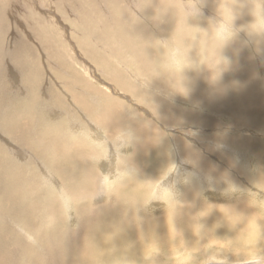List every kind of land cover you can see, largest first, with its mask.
Segmentation results:
<instances>
[{
    "label": "bare ground",
    "instance_id": "1",
    "mask_svg": "<svg viewBox=\"0 0 264 264\" xmlns=\"http://www.w3.org/2000/svg\"><path fill=\"white\" fill-rule=\"evenodd\" d=\"M76 1L78 0H28L23 4L21 0H0V264H112V261L117 258H125L130 261V264H150L159 255H166V252L155 253L156 256L152 255L155 250L159 249L156 245H161L160 243H165L164 241L171 243L173 253L184 248V245L189 248L197 247L198 244L195 241L197 235L194 233L193 227L197 233L205 231L206 235L220 236L224 224L227 226L226 231L232 234L233 241L243 238L248 240V237L254 243L261 239L264 240V225L260 227L253 218L251 223L247 222L246 220L250 218L241 217L240 213L237 216L229 217L230 206L225 207L222 203L218 207H214L213 204V207L207 205L208 207L202 208L200 201L196 204L191 203L190 198L194 197L195 193L190 194L193 192L192 182H189L188 185L185 184L187 186L182 188L181 195L176 190L167 194L165 190H170L169 186H176L170 182L173 178L170 179L169 175L176 174L178 176V171L182 168L187 169L186 166L190 169L193 167L198 178L205 174L213 177V181L219 186L221 184L233 186L227 169L222 170L214 162L213 164L206 160L207 158H203L196 146L191 148V145L188 144L187 147V144L180 143L176 137L171 138L169 146H167L165 135L162 132L158 133L157 130V146H155L154 153L145 160L147 166L137 168L134 163L127 161L133 160V156H135L138 166L141 165L139 161L143 160L144 156L141 147L145 146L146 141L142 142L138 137L139 139L133 146L140 150L135 153L129 151L123 136V131L132 133V130L138 126L141 131L139 134L144 136L143 133H146L151 140L154 126L158 127L155 122L169 126L180 123L185 126L191 125V127L194 124L217 129L219 125L211 123V119L214 121L215 116L220 113L224 115L226 112L229 115H237L241 112L243 115L242 127L246 131L249 129L251 131V128L264 130V98L255 102V98L251 95V92H254L253 89H249L244 82V79L253 74V71L248 72L246 69L247 62L249 65L253 64L256 71L264 69V42L244 46L242 43L244 40L240 41L241 39H239L242 44L234 42L227 47L224 52L233 60L232 70L229 71L233 76L228 74L230 77L228 78L225 73L216 88H213L214 84L212 87H202V80L210 75L206 68L196 72L195 78H189L190 85L193 87L188 97L190 105L201 107V112L209 114H202L201 119H196L197 112H194V109L185 111L180 105H174L178 103L170 104L168 102L170 105L167 102L162 103L159 93L164 88L155 87L156 90H153L150 87L152 83L150 74H155L163 68V62H156L155 54L157 53L159 55L157 56L159 58L161 56L163 59L166 53L160 55L156 32L161 34V30H163L168 35H175V38L170 40L168 47L173 46L174 39L178 43L185 39H192L196 46L201 47L200 41L197 43L194 40L198 30L188 28L178 12V7L187 3L188 0H180V4L175 0H102L106 3V8L110 10L108 18L105 17L95 0H80V3ZM229 2L239 8V0H229ZM199 3L202 7L207 6L217 13L221 0H199ZM45 5L49 7V16L48 13L44 14L47 17L46 19L43 17L46 22L44 23L40 19V26H37L39 45L37 46L35 43H30L34 30L28 23L34 21L38 25L40 7ZM221 7L223 8L224 5L222 4ZM203 9L201 8L202 15L199 18L189 20L191 26L208 28V19L212 17V12L209 10L211 15H207ZM77 11L80 13L77 14ZM224 11L226 18L230 19L226 8ZM238 11L240 14L235 21L237 27L253 23L254 17L250 15L248 9H239ZM57 14L58 16L64 14V18L72 26L80 24V20L93 22V25L86 26L87 31L90 32L88 35L96 40L104 41L103 44L107 47L106 51L111 55L106 59L111 60L116 68L121 69L117 71L113 66L108 67L115 72L114 74L111 72L113 79L125 92L142 100L137 102L136 107H142L143 111L149 112L152 116L151 121L146 119L147 123L143 121L138 125L134 114L139 115L140 112L126 108L120 103L109 101L108 97L83 80L76 72L77 69L73 70L71 67L73 64L70 62L72 59H67L64 53H59L61 42L58 37L61 32L55 35L56 30H52L57 28V22L53 19ZM19 15L24 16L22 21L19 19ZM142 15H145L147 17L145 20H150L153 25V34L148 33L149 26H145L143 19L138 17ZM137 17L139 19L133 21ZM213 17L218 18L217 14ZM9 18L15 20V26ZM75 19L79 22L73 24ZM131 27H134V33H131L133 31ZM29 29L31 30L30 34L28 33ZM123 29L128 30V36L123 37L121 41L120 35L117 36V34L121 33ZM51 33L54 40L49 37ZM112 39L117 40V43L120 42L119 45H116ZM197 39L199 40V38ZM55 43H58L59 46L56 47ZM183 44L188 48L191 57L197 54L195 48L190 46L191 44ZM86 46L83 49L87 52V56L96 59L97 56L91 51H87L89 49L86 50ZM137 47H141V50ZM123 49L126 53H123ZM251 50L261 57L252 55ZM115 56L121 58L116 61L118 64L113 60ZM127 56L131 58V61L125 59ZM161 59L160 61H162ZM206 59H208L206 63L208 68L214 70L212 79L217 80L220 75V71H216L220 70L219 60H214L210 54ZM261 59L263 60L262 64ZM128 63L129 65L131 63V67L135 64V68L132 70ZM103 64L105 65V62ZM107 64L111 63L107 62ZM46 71H51L49 73L53 78L47 77ZM260 72L254 73L256 76L254 77L264 82V75L262 76ZM203 73H206L205 77ZM166 74L168 75L167 84H169L172 78L167 72ZM142 78L149 80L144 84L147 88H144L142 84L143 88L140 86L137 90L133 84L142 82ZM58 80L62 85L57 83ZM233 81L241 82L240 90L231 87ZM255 84L253 82L251 87H255ZM257 87L260 88L258 85ZM226 88L227 90H225ZM228 88L234 90L233 93H229ZM238 91H243L241 92L243 94L241 95ZM233 94L234 97H231ZM65 96L70 97L72 103L78 108L76 111L87 119L89 127L86 126L87 123L84 124L86 120L83 122L80 120L82 117L78 116L79 113L77 114L73 109L65 106ZM18 103L25 107L26 117L23 120L20 119V114L18 116L15 113ZM23 110L21 109L22 112ZM198 110L200 109L198 108ZM17 113L19 112L17 111ZM89 128L93 130L90 132ZM83 129L85 130L82 132ZM82 133H85L83 135L86 136V143L83 142ZM132 135L135 143V134L132 133ZM91 139L93 144L90 142ZM194 139L196 141L197 138ZM120 141H124V143ZM172 141L173 144H176L172 147V152L175 155L172 167L176 169L174 168V172L170 170L172 173L166 179L165 175L161 176L151 166L158 165V161L167 156L165 152L171 150ZM230 141L235 146L227 148L202 146L200 149L208 150L209 157H214L217 163L223 166L225 164L229 168L228 170L237 175L240 171L242 173V170L239 169V171L238 168H235L233 159L241 161L240 163L245 164L246 168L248 167L246 164L249 163L257 165V167L253 165L257 169L255 173L252 172L253 174L249 172L251 168L246 170L249 174L251 173L248 175L250 178L248 180L264 190V148L259 147L258 143L252 139L243 141L240 138H235ZM70 143L73 144L69 145ZM196 143L199 145V140ZM231 150L234 154L229 153ZM248 153L250 154L248 155ZM122 155L124 157L128 155V158H118ZM68 160L69 163H67ZM163 161L167 164V159ZM171 162L170 160L169 164ZM70 163L71 165H69ZM126 163L135 170V175L127 174ZM160 163L162 164V161ZM142 173L148 174L143 175L142 179ZM185 176L188 177L186 174ZM163 178L166 181L161 182ZM108 181L110 187L106 184ZM113 181L118 183L112 186ZM203 181L205 182V180ZM68 182L70 186L66 184ZM149 182L154 185L149 186ZM162 187L167 189H162ZM149 188L153 190L150 191ZM101 190H104V195L97 200L96 196L100 194ZM91 191L93 193H90ZM169 196L176 198V201H169L170 204L167 205L166 197ZM65 197H70L72 200L73 212L70 217L65 213L63 207ZM144 199L152 200L149 211L150 214L153 213V217L145 210L146 206L142 205ZM210 200L211 198L209 202ZM82 202H90L91 205L84 204L80 207ZM201 210L204 214L199 212ZM235 210L241 211L239 208H235ZM197 214L199 218L204 216V222L197 223ZM201 214L203 215L201 216ZM155 216L159 218H155ZM50 220L53 226L48 228L46 225ZM145 221L149 225L153 223V230L148 225L145 227L148 229L146 233L142 229L137 231L133 229L144 225ZM244 225L246 228L241 227ZM234 226L243 228V231L237 232L239 228L236 229ZM201 228L203 229L200 230ZM252 229H256L259 234L251 235L249 230ZM236 232L240 234L236 235ZM146 250H149L147 251L149 257L155 256L151 258V261L146 259Z\"/></svg>",
    "mask_w": 264,
    "mask_h": 264
},
{
    "label": "rangeland",
    "instance_id": "2",
    "mask_svg": "<svg viewBox=\"0 0 264 264\" xmlns=\"http://www.w3.org/2000/svg\"><path fill=\"white\" fill-rule=\"evenodd\" d=\"M24 1V2H23ZM28 0H21V2L24 4L25 2H27ZM96 1V3H98L99 4V6H100V8H101V10L104 12V14H105V17L106 18H108V14H110V10H108L107 8H106V3L104 2V1H102V0H95ZM160 1V0H159ZM77 3H80V0H78V1H76ZM175 2L176 3H178V4H180L181 2H180V0H175ZM43 8V9H42ZM204 8V9H203ZM207 8V9H206ZM40 9L41 10H39L40 12H39V16H38V20H37V22H38V25H36L35 24V22L34 21H30V23H28L29 24V26L30 27H32V29L34 30V32H33V36H31V40H30V43L31 44H36L37 46H39L38 45V38H37V36H38V29H37V26H40V19H42L43 20V22L45 23L46 22V16H44V14H47L48 12H49V7H48V5H45L44 7H40ZM202 9H203V11H204V13L205 14H209V15H211L212 14V17L211 18H216V17H213V16H215L217 13L214 11V10H212V9H210V8H208L207 6H204V7H202ZM44 10V11H43ZM47 12H46V11ZM63 10V9H62ZM209 10H210V12H212L211 14H210V12H209ZM107 12V13H106ZM78 13H80V11H77V14ZM43 15V16H42ZM48 16H49V13H48ZM56 17H54L53 19L55 20V22H57V26L55 25V23H53L57 28L56 29H52V30H56V32L57 33H55V35H58L60 32V35H59V37H58V40L61 42V46H60V48L62 49V51H61V49H59L60 50V52L59 53H64V55H65V57L67 58V59H72L74 62L72 63V60H70V62H71V64H73V66H71L72 68H73V70H75L76 71V69H77V73H78V75L83 79V80H85L86 82H89V84L92 86V87H94V88H96V89H98L103 95H105L106 97H108V99H109V101H112V102H116V103H120L121 105H125V107L126 108H129V109H131L132 108V110L134 109V110H137L138 112H140L141 114H134V117H135V120H137V123H138V125L140 124V122H143V121H145L146 123H147V121H146V119H151L152 118V116H151V114L148 112V113H146L145 111H143V109H142V107H136V104H137V102L139 103L140 101H142L141 99L140 100H138V99H136L134 96H132L131 94H129V93H127V92H125L123 89H121V86L118 84V82H116L114 79H113V74L115 73V72H113L111 69H109L108 67L109 66H113V68H115V70H121L119 67V69L118 68H116L115 67V64L111 61V60H108V59H106L107 57H111V55L109 54V52L108 51H106L107 50V47L103 44L104 43V41L102 40V41H100V40H96V39H94L93 37H90L88 34L90 33V32H88L87 31V29H86V26L88 25V24H90V25H93V22L92 21H87V20H80V24H77V25H71L65 18H64V14H60L59 16H58V14L57 15H55ZM20 17V18H19ZM19 19L22 21L23 20V17L24 16H20L19 15ZM45 19H44V18ZM139 18H141V19H143V24L145 25V26H149V32L148 33H151V34H153L154 32H153V25H151V22H150V20H145V19H147V17L145 16V15H142V16H138ZM135 18L133 21H136L137 19H139V18ZM176 18V17H175ZM178 18V17H177ZM9 19H11V18H9ZM58 19H59V21H58ZM13 20L14 19H11L10 21L12 22V24L15 26V20H14V22H13ZM209 20V19H208ZM33 22V23H32ZM48 22H50V21H48ZM60 22V23H59ZM62 22V23H61ZM76 22H79V20H74L73 21V24H75ZM252 22H254V21H252ZM32 23V24H31ZM146 23V24H145ZM50 24H52L51 22H50ZM36 25V26H35ZM67 26V27H66ZM70 27V28H69ZM167 27V26H166ZM132 28V27H131ZM134 28V27H133ZM132 28V32L131 31H129V32H131V33H134V29ZM155 28V27H154ZM37 29V30H36ZM67 30V31H66ZM75 30H78V31H76L75 32ZM51 31V30H50ZM85 31V32H84ZM117 31H118V29H117ZM30 32H31V30L29 29L28 30V33L30 34ZM67 32V33H66ZM77 32H79V33H77ZM124 34H123V33ZM125 32H126V35H125ZM63 33V34H62ZM80 33H82V34H80ZM244 32H242V33H240V36H239V39H241L240 41H242V40H246V37H247V34L246 33H244ZM68 34V35H67ZM245 35V36H243V35ZM120 35V38H121V41L123 40V37H127L128 36V30H126V29H123L122 31H121V33H118L117 34V36H119ZM167 35V36H166ZM61 36V37H60ZM244 38H243V37ZM25 37V36H24ZM52 40H54V37H53V35H52V33L50 34V36H49ZM156 37L158 38V46H160L159 48H158V50H159V52H160V55H162L164 52H166L167 51V48H168V44H169V42H170V40L171 39H173V38H175V35H168L167 34V32L166 31H163V30H161V34H159V33H157L156 32ZM240 37H242V38H240ZM10 38H11V36H10V34H9V36H8V39H9V42H10ZM64 38V39H63ZM92 38V39H91ZM119 38V37H118ZM67 39V40H66ZM72 39H74V40H72ZM76 39V40H75ZM78 39H79V41H78ZM239 39L236 41V43L237 44H242L240 41H239ZM62 40H63V42H62ZM94 42H93V41ZM113 40V39H112ZM197 43L199 42V40L198 39H194ZM76 41V42H75ZM114 41V43L117 45H119V43H117V40H113ZM8 42V43H9ZM136 42H138V41H136ZM183 43H189V44H191L190 46H192V48H195V50L197 51V54L194 56V55H192V58L194 59V60H196L197 62H199V63H202V64H206L207 63V60L208 59H206V57L208 56L209 57V55H205V54H202L201 53V47H199L198 45L196 46V43L192 40V39H185V40H183L182 41ZM194 42V43H193ZM75 43H76V46H75ZM84 43V44H83ZM96 43H98L99 45H97ZM110 43H112L111 41H110ZM110 43H108V44H110ZM138 43H141V42H138ZM10 44V43H9ZM107 44V45H108ZM193 44V45H192ZM199 44H200V42H199ZM65 45V46H64ZM71 45H73V46H71ZM87 45V46H86ZM55 46L56 47H58L59 45H58V43H55ZM84 46H86V50L87 49H89V50H87V51H91L92 53H94L97 57H96V59H93V58H90V57H88L87 56V52H85L84 51V49H83V47ZM109 47H111L110 45H108ZM235 46V45H234ZM234 46H233V48H234ZM69 49H68V48ZM81 49H80V48ZM89 47V48H88ZM198 47V48H197ZM138 48V47H137ZM139 50H141V47H139L138 48ZM69 50V51H68ZM78 50V51H77ZM65 51V52H64ZM104 51V52H103ZM250 50L248 49V52H249ZM252 51V50H251ZM77 52V53H76ZM79 52V53H78ZM82 52V53H81ZM253 52H254V54H253ZM75 53V54H74ZM106 53V54H105ZM123 53H126L125 52V49H123ZM79 54V55H78ZM166 54V53H165ZM164 54V55H165ZM224 54L225 55H227V56H229L227 53H225L224 52ZM249 54H250V52H249ZM73 55V56H72ZM76 55V56H75ZM79 57H78V56ZM104 55V56H103ZM158 54L156 53L155 54V60H156V62L158 63H161V62H163V59H164V56H163V59H161V56H160V58L157 56ZM204 55V56H203ZM252 55H254V56H260L258 53H255V51H252ZM106 56V57H105ZM121 56V55H120ZM102 57V58H101ZM234 57V56H233ZM261 57V56H260ZM77 58V59H76ZM196 58V59H195ZM202 60H201V59ZM62 59V58H61ZM78 59H80V60H78ZM82 59H84L85 61H83ZM87 59V60H86ZM103 59V60H102ZM118 59H121L120 57H114V61L116 62ZM125 59L127 60V61H131V58H129L128 56H127V58L125 57ZM160 59L162 60V61H160ZM80 61V62H79ZM84 63H83V62ZM92 62V63H91ZM103 62H105V65L103 64ZM107 62H110L111 64L110 65H108L107 64ZM260 62H261V64H262V62H263V60L261 59L260 60ZM76 63V64H75ZM80 63V64H79ZM95 65H94V64ZM117 63V62H116ZM127 63V62H126ZM83 64V65H82ZM97 64H98V66H97ZM118 64V63H117ZM91 65V66H90ZM128 65H129V63H128ZM82 66H84V67H82ZM130 67H131V63H130V65H129ZM135 64L131 67V69L133 70L134 68H135ZM247 67H246V69L248 70V72L249 71H253V74H252V76H249L250 77V80H249V77L247 78V79H244V82L246 83V85L248 86V88L249 89H253V91L254 92H251L252 94L251 95H253V97L255 98L254 100H255V102H259V101H261L263 98H264V82H262L261 80H258L257 78H255L256 76H255V74L254 73H256V72H260L261 74H262V76L264 75V73H263V71H264V69H259V70H255L254 69V66H253V64L252 65H249V63L247 62V65H246ZM99 67V68H98ZM75 68V69H74ZM97 68V69H96ZM82 69V70H81ZM89 69V70H88ZM80 70V71H79ZM83 71V72H82ZM85 71V72H84ZM212 71H214V70H212ZM216 71H220V70H216ZM215 71V73H217ZM49 72H51V71H49ZM49 72H45V74L47 75V77H49V78H53V76L49 73ZM106 72V73H105ZM113 74H112V73ZM166 70L164 69V68H162L159 72H157V73H155V74H150L151 75V77H150V81L152 82L151 83V89H153V90H156V88H158V87H162V88H164L163 89V91H165V92H161L160 91V98L162 99L161 101H162V103H166L167 102V104H168V102L171 104L172 102V104H174V103H178V104H174L175 106H178V105H180L181 107H183L182 109H184L185 111H190V109L192 110V109H194L193 111L194 112H197V115L195 116V118L196 119H201L202 117H203V115L202 114H205V115H209V114H207V113H203V112H201V110H202V108L201 107H198V106H192V105H190V99L189 98H184V97H181V96H174V97H172V96H170L169 95V88H168V85L169 84H167V78H168V75L166 74ZM87 73V74H86ZM93 73V74H92ZM100 73V74H99ZM102 73V74H101ZM121 73V72H120ZM84 74V75H83ZM90 74V75H89ZM107 74H108V76H107ZM205 74L206 73H203V75H204V77H205ZM226 77H228V78H230L229 76H233V74L231 73V72H226ZM228 74H229V76H228ZM186 75L188 76V78H195L196 77V71H188L187 73H186ZM190 75V76H189ZM92 76V77H91ZM99 76V77H98ZM255 76V77H254ZM110 77V78H109ZM244 77V76H243ZM89 78V79H88ZM95 78H96V80H95ZM209 75L207 76V78L205 77L203 80H202V82H203V86L202 87H204V88H207V87H212V83H210L209 82ZM99 80H100V82H99ZM101 80H102V83H101ZM190 80V79H189ZM92 81H95V82H93L92 83ZM97 81V82H96ZM105 81V82H104ZM142 82H134V84H133V86L136 88L137 87V90H139V87L142 85V86H144V88H147L144 84H146L148 81L147 80H145V78H142V80H141ZM166 81V82H165ZM191 81V80H190ZM213 81H215V78H214V80ZM112 82V83H111ZM253 82H255L256 84H255V87H251V85H252V83ZM59 85H62V83L60 82V80H58V82H57ZM109 83V84H108ZM111 83V84H110ZM249 83V84H248ZM251 83V84H250ZM104 84H105V86H104ZM108 86H107V85ZM136 84V85H135ZM140 84V85H139ZM99 85V87H97ZM138 85V86H137ZM216 85V84H215ZM215 85H213V88H216L218 85H219V83L215 86ZM257 85L260 87V88H262V89H260V88H258L257 87ZM84 86V85H83ZM107 86V87H106ZM141 86V88H143ZM156 87V88H155ZM190 87L191 88H193L192 87V85H190ZM197 87H199V86H197ZM111 88V89H110ZM117 88V89H116ZM109 89V90H108ZM198 89V88H197ZM239 89V88H238ZM249 89H248V91H249ZM114 91V92H111V91ZM228 92L229 93H233V91L234 90H231L230 88H228ZM240 90V89H239ZM119 91V92H118ZM192 92V91H191ZM240 92V94L242 95L243 93H241V92H243V91H238V93ZM250 93V92H249ZM120 94V95H119ZM122 94V95H121ZM123 94L125 95V97H127V98H123ZM67 97H68V95H66ZM65 96V99H66V102H65V106H67V107H69L70 109H73L77 114H78V116L81 118L80 120H82V122L84 121V120H86V121H84V124H86V126H88L89 127V123H88V121H87V119L84 117L83 118V116L81 115V113L80 112H78V111H76V109L78 110V108H76L75 107V105L72 103V101H71V99H70V97L69 98H67ZM121 96V97H120ZM114 97V98H113ZM139 97H141V96H139ZM176 97V98H175ZM214 97L215 98H217V96H215L214 95ZM231 97H234V94H233V96L231 95ZM118 98V99H117ZM170 100H169V99ZM135 99V100H134ZM168 99V100H167ZM127 100V101H126ZM164 100H166V101H164ZM177 100V101H176ZM185 100V101H184ZM187 100V101H186ZM132 103H131V102ZM179 101V102H178ZM136 102V103H135ZM181 102H183V103H181ZM170 104H168V105H170ZM129 105V106H128ZM128 106V107H127ZM191 106V107H190ZM18 107V108H17ZM193 107V108H192ZM16 110L19 112V113H17V111H15V113H16V115H18L19 116V114L23 117H21V116H19L20 117V119L21 120H23L26 116H25V114H24V111H25V107H24V105H21V103H18L17 105H16ZM137 108V109H136ZM188 108V109H187ZM196 108V109H195ZM198 108L200 109V110H198ZM21 109H24L23 110V112L21 111ZM211 117V116H210ZM243 115H242V113L240 112L239 114H235V115H229V114H227V112L224 114V115H222L221 113L220 114H218L217 116H215L214 118L215 119H213L214 121H212V119H211V123H214L215 125H219L218 127H217V129L215 128V129H213V128H211V127H208V128H205V127H201V126H197V125H194L193 124V126L191 127V125H187V126H185V125H183V124H180V123H177V124H175V125H173V126H169V125H166V124H163V123H161V122H155V124L158 126V127H155L154 126V129L152 130V139L150 140L149 139V137H148V135L146 134V133H143V135L144 136H141L139 133L141 132V131H139V129L140 128H138V126H136L135 127V129L134 130H132V133L133 134H135V143H134V138L132 139V141H131V136H125L124 134H123V136H124V139L126 140V146H127V148L129 149V151L131 150V152H135V153H138V151L140 150V148L139 149H135V145L134 144H136V141H137V139H139L138 137H140V139L139 140H142V142H144V141H146V143L144 144L145 146H143V147H141V149H143L142 150V154L144 155L143 156V160H141V161H139V162H141V165H139L138 166V162L137 161H135V159H136V157L135 156H133L134 157V159L133 160H128L127 162H129V163H134L135 165H136V167L137 168H139V167H145V166H147V161H145L147 158H149V157H151V155L154 153V151H155V146H157V135L158 134H156V132H157V130H158V133H160V132H162L164 135H165V143H167V146H169L168 145V143L170 142V140H171V138H174V137H176L177 138V140L178 141H180V143H185V144H187L186 146L188 147V144H189V146L192 148V147H194L195 148V146H196V149H198L197 151L202 155V157L203 158H207L206 160H208V161H210L211 163H215V165L217 166V167H219L220 169H222V170H225V169H227V171H228V173L230 174V176H229V178L231 179V181H233V186L232 187H230L228 184H221L220 186L218 185V183H215L214 181L213 182H211V183H209V181H208V179H205L206 177H208V176H206L205 174H204V176H202V177H200V178H198V176H196L197 174L195 173V170H194V168L192 167V169H190V167L188 168V166H186L187 167V169H184V168H182V169H180L179 171H178V176H180V174H181V176L180 177H178L176 174H172V175H169V174H171L172 172H174L175 170H174V168L175 167H172L173 166V162H174V158H175V155L173 154V152H172V147L173 146H176V144H173V141L171 142V144H173L172 146H171V150H169L168 152H165V154L167 155V156H164V158H163V160L164 159H167V164L163 161V160H161L162 161V164L160 163L161 161H158L159 162V164L158 165H155V166H151L154 170H156V171H158V173L161 175V176H164L165 175V178L169 175V177H170V179L171 178H173L170 182H172L173 184H176V186H169L170 187V190L168 189V190H165L166 192H167V194L169 193V194H171V192L170 191H173V190H176L177 192H178V194L179 195H181L182 194V192L183 191H181L182 190V188H186V186L189 184V182H192L193 183V187L191 188L192 190H193V192H190V194H193L194 192L196 193V195H195V193H194V197H191L190 198V202L191 203H197L198 201H200V206L202 207V208H206V207H208V206H212L213 207V204H214V207H218V206H221V204L223 203L224 204V206L225 207H231V211L228 213V215H229V217H231L232 215L233 216H237V214H239L241 217H249L250 219L249 220H246L247 222H249L250 221V223H251V219L253 218V220L255 221V223L257 224V225H259L260 227L262 226V225H264V190H261L259 187H257V186H255V185H253V183L252 182H249V180H250V178L248 177V175H251V173L253 172V173H255L256 171H257V169H256V167H257V165H254L253 163H249V164H246V166H248L247 168L245 167V164H242V163H240L241 161H236L235 159H233V161H235V162H233L234 164H235V168H238V170L240 169V170H242V173H241V171H240V173H239V175H237V174H235V173H233V172H231L230 170H228L229 168L227 167V166H225V164H224V166L223 165H221V164H219V163H217V161L214 159V157H209L208 155H207V151L208 150H206L205 148L204 149H200V147H202V146H207V147H221V148H223V147H225V148H227V147H233V146H235V144L232 142V141H230V140H235V138H240V140H243V141H245V140H247V139H252V140H254L256 143H258V146L259 147H262V148H264V130L263 129H261V128H251V131H250V129L249 128H247V129H249V131H246L245 129H244V127H242V124H243ZM205 118H207V117H205ZM151 121V120H150ZM152 122H154V121H152ZM202 125V124H201ZM237 125V126H236ZM258 125H261V124H258ZM185 126V127H184ZM187 127V128H186ZM159 128V129H158ZM237 128V129H236ZM90 129V132L93 130L92 128H89ZM210 129V130H209ZM85 129H83V130H81L82 132L84 131ZM255 130V131H254ZM207 131V132H206ZM257 131V133H255ZM135 132H137V133H135ZM80 134V133H79ZM85 135V133H82V135ZM87 134V133H86ZM139 134V135H138ZM217 134V135H216ZM222 136H221V135ZM244 134V135H243ZM83 135V142H87L86 140H85V138H86V136H84ZM120 136V135H119ZM240 136V137H239ZM142 137H144V138H142ZM197 138L196 139V141H195V139L194 138ZM214 137V138H213ZM218 138H220V139H218ZM204 139V140H203ZM197 140H199V145H198V143H196L197 142ZM131 141V142H130ZM220 141V142H219ZM90 142L92 143L93 141H92V139L90 140ZM78 143V142H77ZM127 143H129V144H127ZM201 143V144H200ZM206 143V144H205ZM73 143H70L69 145H72ZM93 144V143H92ZM184 144V145H185ZM76 145V144H75ZM124 145V147H125V144H123ZM134 145V146H133ZM178 145H179V143H178ZM153 146V147H152ZM86 147H88V146H86ZM206 147V148H207ZM51 149V148H50ZM122 150V149H121ZM72 151H74V150H72ZM129 151H127V153H129ZM149 151H151L150 153H149ZM243 151V150H242ZM121 152H123V150L121 151ZM126 153V154H127ZM149 153V154H148ZM229 153H232V154H234V152L231 150V151H229ZM250 153H248V155H249ZM46 155H47V153H46ZM212 155H214V154H212ZM137 156H139V155H137ZM121 157H123V158H128V155L126 156V157H124L123 155L122 156H118V158H121ZM126 158V159H127ZM212 159V160H210V159ZM44 161L46 160L45 158L43 159ZM170 160L172 161L171 162V164H169V162H170ZM67 163H69V160L67 161ZM128 163V164H129ZM213 163V164H214ZM69 165H71V163L69 164ZM69 165H68V167H69ZM256 166V167H254V166ZM150 168V167H149ZM148 168V169H149ZM242 168V169H241ZM249 168H251V170L249 169ZM176 169V168H175ZM250 170L249 172H251L250 174H249V172L247 171L246 172V170ZM252 169H253V171H252ZM172 172H171V171ZM183 172H185V173H183ZM188 170V173H186V171ZM148 171V170H147ZM149 171H150V169H149ZM181 171V172H180ZM245 171V172H244ZM170 172V173H169ZM106 173V172H105ZM180 173V174H179ZM252 173V174H253ZM148 173H142L141 174V178L143 179V175H147ZM185 174L186 175H188V177H186L185 176ZM196 174V175H195ZM175 176V177H174ZM182 176H183V178H182ZM206 176V177H205ZM195 177H197V178H195ZM228 177V176H227ZM165 178H163V180L161 181V182H163L164 180H165ZM190 178V179H189ZM106 179V178H105ZM167 179V178H166ZM205 180V182H206V184H205V182L203 181V180ZM249 179V180H248ZM107 180V179H106ZM184 180V181H183ZM197 180H198V182H197ZM207 180V181H206ZM122 181V180H121ZM166 181V180H165ZM174 181V182H173ZM201 182V184H200V182ZM133 182H135V181H133ZM113 184H112V186L114 185V184H117L118 182L117 181H113L112 182ZM187 183V185H185ZM209 185H208V184ZM217 185H215V184ZM67 185H69V182L68 183H66ZM106 184L110 187V184H109V181L108 182H106ZM184 184V185H183ZM212 184V185H211ZM248 184V185H247ZM133 185V184H132ZM149 186H153L154 185V183H151L150 184V182H149V184H148ZM197 185V186H196ZM204 185V186H203ZM206 185H208V186H206ZM70 186V185H69ZM111 186V187H112ZM135 186H137V187H139L140 185H135ZM184 186V187H183ZM203 186V187H202ZM173 187V188H172ZM180 187V188H179ZM202 187V188H201ZM206 187V188H205ZM161 188V187H160ZM160 188H158V189H160ZM257 188V189H256ZM88 189H90V188H88ZM150 189V191H152L153 189L152 188H149ZM202 189V190H201ZM207 189V190H206ZM178 190H180V191H178ZM169 191V192H168ZM113 192V191H112ZM202 192V193H201ZM262 192V193H261ZM90 193H93V191H91ZM102 195H104V190H101L100 191V194H98L96 197H97V200H99L100 199V197L102 196ZM252 195V196H251ZM262 195V196H261ZM198 196V197H197ZM210 196V197H209ZM238 196V197H237ZM215 197V198H214ZM230 197V198H229ZM232 197V198H231ZM168 198V199H167ZM202 198V199H201ZM211 198V200H210V202H209V199ZM214 198V199H213ZM242 198V199H241ZM173 199V200H172ZM176 198H172V196H169V197H166V201H167V205H169L170 203H169V201H176L175 200ZM220 199V200H219ZM233 199V200H232ZM193 200H194V202H193ZM219 200V201H218ZM206 201V202H205ZM215 201V202H214ZM226 201V202H225ZM241 201V202H240ZM248 201V202H247ZM83 202H87V201H83ZM81 203L79 206L80 207H82V206H84V204L85 205H88V206H90L91 205V203L89 202V203ZM232 202V203H231ZM235 204H234V203ZM208 203V204H207ZM79 204V203H78ZM145 205V206H142V207H145V210L150 214V208H151V204H152V200H146V199H144V201L142 202V205ZM230 204V205H229ZM208 205V206H207ZM223 206V207H224ZM224 207V208H225ZM235 208L237 209V208H239V209H241V211H237V210H235ZM192 209L193 210H195V208L194 207H192ZM200 213H203L204 214V212H203V210H201V211H199ZM233 213V214H232ZM252 213H253V215H252ZM153 214V213H152ZM152 214H150V216H152ZM203 214H201V216L203 215ZM122 215V214H121ZM164 216V215H163ZM200 216V217H201ZM153 217V216H152ZM162 217V216H161ZM198 219H197V223H199L200 224V222H204V220H205V218H204V216H202L201 218H199L198 217V214H197V216H196ZM155 218H159V217H156L155 216ZM127 219V218H126ZM131 219V218H130ZM203 220V221H202ZM254 221H252V222H254ZM146 225H148V226H151V230H153V223H152V225L150 224L149 225V223H147L146 221L144 222V225H141V226H137V227H134L133 229L134 230H140V229H142L143 230V232L145 231V233H146V231L148 230V229H145V227H146ZM164 226V225H163ZM241 227H243V228H246V226L244 225V226H241ZM247 227H249V226H247ZM138 228V229H137ZM234 228H236V229H240V227L239 226H234ZM243 228L242 229H238L237 230V232H242L243 231ZM203 228H201L200 230H202ZM226 229H227V226H225V224H224V227L222 228V230L220 231V236L218 235V236H216V235H214V236H209V235H206L205 234V231H203V232H198L197 234L199 235L200 234V236H196L195 237V241L197 242V244H198V246L197 247H200L201 249H204V248H212V247H217L219 250H225L223 253H222V256L223 257H225V258H227V261H228V264H251V262L252 261H255V260H258L259 259V253L261 254V255H264V240L263 239H261L259 242H257V243H254V242H251V239L248 237V240H247V238H243V239H240V240H238V239H234L235 241H233V238H232V234H229V231H226ZM236 232V235H239L240 233H237ZM249 232L251 233V235L252 234H254V235H258L259 234V232L256 230V229H252V230H249ZM244 235H245V233H244ZM248 236H250V235H248ZM220 240V241H217V240ZM188 240H190V239H188ZM210 240H212L211 241V243H209V241ZM165 243H160L161 245H157L158 247H159V249L158 250H155L154 252H153V254L152 255H155V253L156 254H158V252H161V253H165L166 252V255L165 256H163L162 254L161 255H159L158 257H157V259L155 258V260H154V262H151L150 264H164L163 262H166L165 264H182V262L184 261V260H186L187 259V256H186V254H185V252L184 251H182V249L183 248H181V249H178L175 253H173L172 252V247L170 246L171 245V243H166V241H164ZM247 242V243H246ZM209 243V244H208ZM241 243V244H240ZM246 243V244H245ZM208 244V245H207ZM257 244V245H256ZM153 245H155V244H153ZM255 245V246H254ZM166 247V248H165ZM161 248V249H160ZM206 249H205V253H202L201 254V256H199L198 257V261L199 260H202L203 258H204V255H206ZM147 251H149V250H147ZM234 251V252H233ZM168 253V254H167ZM253 254V255H252Z\"/></svg>",
    "mask_w": 264,
    "mask_h": 264
},
{
    "label": "clouds",
    "instance_id": "3",
    "mask_svg": "<svg viewBox=\"0 0 264 264\" xmlns=\"http://www.w3.org/2000/svg\"><path fill=\"white\" fill-rule=\"evenodd\" d=\"M222 4L224 5L223 8L221 7ZM201 8L202 6L199 0H188L187 3L181 4L178 7V12L188 28L198 30L195 39L199 38L201 52L205 55L210 54L214 60H219L220 75L217 80L213 81V71L208 68L207 64H202L194 60L188 48L182 42L178 43L174 39L173 46L167 48L162 64V67L172 78L168 85L169 95L172 97L181 96L188 98L190 96V80L186 75L188 71L200 72L202 69L206 68L210 73L208 78L209 82L214 85L220 82L224 74L231 71L233 66L232 58L225 55L224 50L239 39L240 33L244 32L247 34V39L242 42L244 46L264 42V0H239V8L234 7L229 0H221L217 9L218 18H210L208 20L207 29H203L199 26H191L189 24L190 19H197L202 15ZM224 8L227 9V14L231 17L230 19L226 18ZM245 8L248 9L250 15L254 17V22L247 26L237 27L235 21L240 14L238 10ZM231 87L239 88L241 87V82L233 81ZM181 89H183V91H181ZM225 90H227V88ZM123 133L125 136H131L132 141L133 135L131 132L123 131ZM120 142L124 143V141ZM125 171L129 176L136 174L135 170L129 167L127 163ZM206 179H208L210 183L213 181V177L211 176L206 177ZM162 189L167 188L162 187ZM104 190L106 191V188ZM63 207L65 213L70 217V214L73 212V204L70 197H65L63 199ZM52 226L53 223L50 220L46 227L51 228ZM193 230L197 236H200V234H197L195 227H193ZM29 239L32 240L31 237H29ZM211 241L212 240H210L209 243H211ZM205 249L206 248L201 249L200 247L189 248L184 245L182 251L185 252L187 259L184 260L182 264H228L227 258L222 256L225 250H219L215 246L207 248L204 258L198 261V257L201 256L202 253H205ZM155 256L149 257L146 250V259L148 261H151V258ZM112 264H130V261L125 258H117L112 261ZM251 264H264V255L259 253V259L252 261Z\"/></svg>",
    "mask_w": 264,
    "mask_h": 264
}]
</instances>
